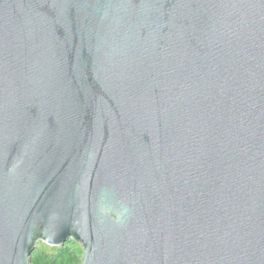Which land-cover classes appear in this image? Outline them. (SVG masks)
Masks as SVG:
<instances>
[{"label":"water","instance_id":"95a60500","mask_svg":"<svg viewBox=\"0 0 264 264\" xmlns=\"http://www.w3.org/2000/svg\"><path fill=\"white\" fill-rule=\"evenodd\" d=\"M264 264V0H0V264Z\"/></svg>","mask_w":264,"mask_h":264},{"label":"trees","instance_id":"16d2710c","mask_svg":"<svg viewBox=\"0 0 264 264\" xmlns=\"http://www.w3.org/2000/svg\"><path fill=\"white\" fill-rule=\"evenodd\" d=\"M72 239L65 241L57 252L33 251L30 264H80L81 252Z\"/></svg>","mask_w":264,"mask_h":264},{"label":"rangeland","instance_id":"374dc122","mask_svg":"<svg viewBox=\"0 0 264 264\" xmlns=\"http://www.w3.org/2000/svg\"><path fill=\"white\" fill-rule=\"evenodd\" d=\"M73 240V239H72ZM73 241H75V240H73ZM77 244H76V246H77V249H78V251H80L81 252V257H82V245H81V243L80 242H78V241H75ZM61 247V245H49V244H47V243H45V242H43V241H41V240H39L37 243H36V246H35V248H34V250L33 251H46V252H48V253H53V252H57L58 250H59V248ZM32 251V252H33Z\"/></svg>","mask_w":264,"mask_h":264}]
</instances>
